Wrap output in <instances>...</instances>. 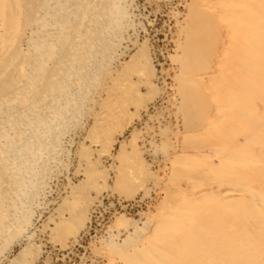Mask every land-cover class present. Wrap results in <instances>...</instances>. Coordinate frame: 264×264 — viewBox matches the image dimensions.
<instances>
[{"label": "bare ground", "instance_id": "6f19581e", "mask_svg": "<svg viewBox=\"0 0 264 264\" xmlns=\"http://www.w3.org/2000/svg\"><path fill=\"white\" fill-rule=\"evenodd\" d=\"M124 1L0 0V255L29 227L69 120L88 104L102 133L129 111L125 46L113 62ZM177 48L184 128L167 138L166 199L133 251L109 244L108 264H264V0H190ZM90 219L62 235L77 239Z\"/></svg>", "mask_w": 264, "mask_h": 264}, {"label": "rangeland", "instance_id": "374dc122", "mask_svg": "<svg viewBox=\"0 0 264 264\" xmlns=\"http://www.w3.org/2000/svg\"><path fill=\"white\" fill-rule=\"evenodd\" d=\"M189 1H124L128 23L122 29L125 39L117 40L113 62L125 46L120 60L125 66L128 61L134 80L129 111L101 133L85 104L63 127L58 160L40 175L45 182L32 204L31 223L0 255V264H108L112 242L118 248L116 257L139 245L166 199L161 187L170 172L167 138L184 128L172 82L179 25ZM20 44L26 48L25 41ZM143 54L155 65L153 83L143 82L150 73ZM103 138L112 141L111 153L100 156ZM86 211L91 219L78 238L62 235L82 222Z\"/></svg>", "mask_w": 264, "mask_h": 264}]
</instances>
